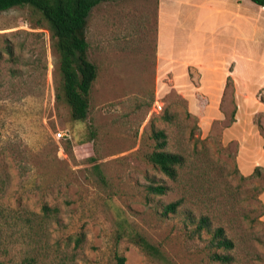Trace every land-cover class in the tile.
Here are the masks:
<instances>
[{"label": "rangeland", "instance_id": "rangeland-1", "mask_svg": "<svg viewBox=\"0 0 264 264\" xmlns=\"http://www.w3.org/2000/svg\"><path fill=\"white\" fill-rule=\"evenodd\" d=\"M159 1L91 9L87 57L97 75L81 121L56 100L47 23L27 7L0 12V264H120L117 256L165 264L127 237L116 241L123 225L158 245L169 264H264V7L242 0L256 39L241 47L238 98L231 66L189 65L178 82L158 76ZM205 12L178 6L183 57L211 51L197 23ZM241 119L253 124L243 130ZM158 130L164 150L183 157L174 178L148 160ZM176 200V211L163 215ZM201 217L208 226L198 230ZM218 227L231 249L212 243Z\"/></svg>", "mask_w": 264, "mask_h": 264}, {"label": "trees", "instance_id": "trees-1", "mask_svg": "<svg viewBox=\"0 0 264 264\" xmlns=\"http://www.w3.org/2000/svg\"><path fill=\"white\" fill-rule=\"evenodd\" d=\"M103 1L108 0H0V12L13 7H27L47 23L51 49L56 56L55 70L59 75L56 83V100L68 105L73 120L81 121L87 116L89 92L96 78L97 68L87 57L86 24L91 9ZM250 1L264 7V0ZM40 19L38 18V21H41ZM152 136L156 141V150L149 154L148 160L161 172L174 178L176 168L182 164L183 157L164 150L166 139L162 130L154 131ZM98 173L100 174V171ZM147 190L155 194H163L166 187L148 185ZM179 203V200H176L166 204L163 215L174 213ZM207 226V218L201 217L197 229ZM125 237L148 257L169 264L158 245L151 243L141 233L128 230L123 225L117 231L115 239L119 241ZM80 242L81 237H76L74 245L78 246ZM212 243L218 248L233 247L232 240L225 236L221 227L214 230ZM212 258L220 262H229L231 259L229 255L219 253H213ZM117 259L120 264L124 262L123 256H117Z\"/></svg>", "mask_w": 264, "mask_h": 264}, {"label": "crops", "instance_id": "crops-1", "mask_svg": "<svg viewBox=\"0 0 264 264\" xmlns=\"http://www.w3.org/2000/svg\"><path fill=\"white\" fill-rule=\"evenodd\" d=\"M248 3L242 0H160L156 42L158 76L166 77L171 82H178L182 80L179 73L189 65L196 67L231 66L233 69L230 73L234 75L238 90L237 97L241 98L239 95L241 94V47L252 46L256 39L253 25L245 26L247 20L242 7ZM183 4L206 11L204 15L199 14L197 18L199 28L210 34L213 43L211 51L205 55L183 57L177 53L176 31H178L177 28L180 30L178 6ZM221 28L224 29L221 31ZM246 38L250 40H245ZM258 43L260 45L259 40ZM221 61L224 64L220 63ZM242 121L241 119L243 130L252 123V119ZM247 144L243 140L245 155H250L251 151ZM263 161L264 156L261 157V162Z\"/></svg>", "mask_w": 264, "mask_h": 264}]
</instances>
